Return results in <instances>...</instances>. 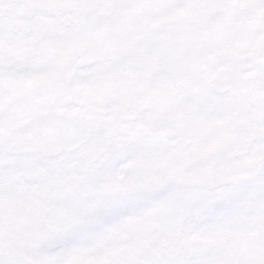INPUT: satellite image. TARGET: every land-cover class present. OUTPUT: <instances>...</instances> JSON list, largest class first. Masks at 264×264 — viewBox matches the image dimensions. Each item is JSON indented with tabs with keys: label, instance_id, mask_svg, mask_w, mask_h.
<instances>
[{
	"label": "snow or ice",
	"instance_id": "6c2138e0",
	"mask_svg": "<svg viewBox=\"0 0 264 264\" xmlns=\"http://www.w3.org/2000/svg\"><path fill=\"white\" fill-rule=\"evenodd\" d=\"M0 264H264V0H0Z\"/></svg>",
	"mask_w": 264,
	"mask_h": 264
}]
</instances>
